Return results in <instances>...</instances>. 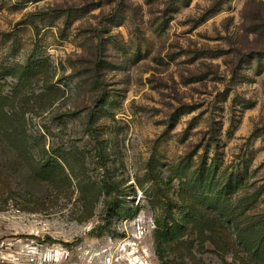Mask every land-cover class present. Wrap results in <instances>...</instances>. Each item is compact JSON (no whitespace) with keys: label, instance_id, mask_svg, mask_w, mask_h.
<instances>
[{"label":"rangeland","instance_id":"374dc122","mask_svg":"<svg viewBox=\"0 0 264 264\" xmlns=\"http://www.w3.org/2000/svg\"><path fill=\"white\" fill-rule=\"evenodd\" d=\"M262 255L264 0H0V264Z\"/></svg>","mask_w":264,"mask_h":264},{"label":"trees","instance_id":"16d2710c","mask_svg":"<svg viewBox=\"0 0 264 264\" xmlns=\"http://www.w3.org/2000/svg\"><path fill=\"white\" fill-rule=\"evenodd\" d=\"M49 169L47 165L41 164L40 165V172L42 174L40 175H48ZM49 177V176H47ZM46 177V178H47ZM106 186H109L110 188L115 187L113 184H108L105 181H103ZM119 195H117L118 197ZM111 206V203H110ZM180 235H183V230L181 226H179L178 223L172 222V225H161L159 222L156 223V230L154 232V242H155V252L158 255V257L162 258V252L166 246H171L175 242L178 241ZM263 252V251H262ZM262 258H264V255H262Z\"/></svg>","mask_w":264,"mask_h":264}]
</instances>
